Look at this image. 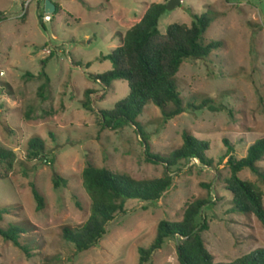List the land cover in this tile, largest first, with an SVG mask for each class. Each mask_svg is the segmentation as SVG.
<instances>
[{"label": "rangeland", "instance_id": "rangeland-1", "mask_svg": "<svg viewBox=\"0 0 264 264\" xmlns=\"http://www.w3.org/2000/svg\"><path fill=\"white\" fill-rule=\"evenodd\" d=\"M51 1L60 9L46 23L41 6L37 10L31 4L18 18L19 0H0L6 16L0 21V148L15 156L11 170L0 164V210L8 208L0 229L21 228L19 243L28 252L0 235V264H138V248L150 246L160 221L177 222L186 204L204 199L211 202L201 211L208 225L201 236L215 262L231 263L264 249V227L254 216L234 212L223 188L228 158H243L264 137V0H180V7L162 14L161 34L170 24L189 26L194 16L212 17L203 37L205 42L220 41L222 47L206 59L182 63L174 80L184 106L210 100L226 110L188 109L166 121L159 108L148 104L138 122L150 153L167 157L182 145L186 131L208 144L205 157L212 164L179 161L170 170L172 186L158 202H127L125 213L107 226L98 244L81 253L63 240L62 231L80 227L89 215L80 178L87 163L134 180L160 178L164 172L162 164L147 162L133 127L102 130L95 113L82 108L84 93L91 90L95 112L111 109L128 94L126 83L115 80L103 91L87 76L110 70L111 63L100 57L120 46L126 30L150 4L169 0ZM45 77L49 82L40 97L37 91ZM35 137L43 141L44 152L28 160L27 142ZM225 140L233 149L228 156ZM257 166L264 172V158ZM54 173L66 180L65 186L53 188ZM238 176L260 188L264 205V182L248 170ZM31 184L43 199L40 211ZM204 185H210L209 191ZM177 244L165 241L147 264H178Z\"/></svg>", "mask_w": 264, "mask_h": 264}, {"label": "trees", "instance_id": "trees-1", "mask_svg": "<svg viewBox=\"0 0 264 264\" xmlns=\"http://www.w3.org/2000/svg\"><path fill=\"white\" fill-rule=\"evenodd\" d=\"M54 6L55 13L59 7ZM165 11L164 4H150L140 20L126 30L120 46L108 55L100 57V60H108L111 63V69L99 75L87 76L98 83L103 91L110 89L111 83L115 80L124 81L128 87V94L107 110L94 111L90 101V96L93 94L91 90L85 91V99L82 103L84 110L95 113L97 124L102 130L118 131L126 126L133 127L145 148L147 162L154 165L162 164L163 175L150 180H134L126 175L87 163L80 178L82 188L90 201L89 215L80 227L74 230L64 228L62 231L63 240L71 244L76 253L87 251L97 245L105 236L107 226L116 216L125 213L127 202H158L172 186L170 170L179 161L196 159L204 166L210 167L212 164L205 157L208 144L194 138L186 131L182 133V145L167 157L150 153L147 135L138 122V118L148 104L159 108L166 121L188 109L207 108L213 112L226 110L222 106L214 107L210 100H204L197 106H184L174 80L182 63L188 60L206 59L212 52L222 47L220 41L205 42L204 40L203 36L213 22L212 17L208 14L194 16L189 26L170 24L165 34H161L158 31V21ZM5 18L6 16L0 12V21ZM47 60L48 58H45L40 61L41 67ZM86 67H89V63ZM26 76L31 77L29 74ZM48 82L45 77L44 83L39 86L37 92L40 97ZM169 106L171 109L166 110ZM25 117L28 119L29 113H26ZM224 144L225 154L228 156L233 149L226 140ZM43 152L44 143L40 138L35 137L27 142L28 160L39 157ZM263 158L264 137L256 139L247 148L243 158L236 160L230 156L226 163L229 175L223 181V188L231 196L234 212L252 215L264 227V205L260 188L254 183L241 180L238 176L241 171L248 170L264 182V172L257 166ZM14 159L15 156L11 151L0 148V164L6 165L8 171L11 170ZM52 184L53 188L57 189L65 186L66 180L54 173ZM30 188L36 202V210L40 211L44 206L43 199L34 184H31ZM204 188L209 191L210 185H204ZM210 202L208 199L194 200L186 204L179 221H160L150 246L138 248V264H147L151 255L160 250L167 240L178 241L176 245L178 264H264V249L254 250L231 263L214 261L201 236L202 232L208 230L207 222L201 217V211ZM3 214H8L7 207L0 210V222ZM20 233L22 229L14 225H8L5 230L0 229V235L4 240L28 254L26 247L19 243Z\"/></svg>", "mask_w": 264, "mask_h": 264}, {"label": "built area", "instance_id": "built-area-1", "mask_svg": "<svg viewBox=\"0 0 264 264\" xmlns=\"http://www.w3.org/2000/svg\"><path fill=\"white\" fill-rule=\"evenodd\" d=\"M44 1L46 0H19V3H20V10H19V14H18V18H22L25 16V14L27 13L28 11V8L31 4H41L42 8H43V3ZM41 21L42 22H46V23H49L51 21V16L50 14L46 13L44 11V15L43 17L41 18ZM4 76L3 72L0 71V78H2ZM0 112H2V108L0 106ZM195 160V159H194Z\"/></svg>", "mask_w": 264, "mask_h": 264}, {"label": "water", "instance_id": "water-1", "mask_svg": "<svg viewBox=\"0 0 264 264\" xmlns=\"http://www.w3.org/2000/svg\"><path fill=\"white\" fill-rule=\"evenodd\" d=\"M178 7H180V0H169L165 4L166 11H172ZM43 10L48 14H52L55 11V6L50 0H46L43 3Z\"/></svg>", "mask_w": 264, "mask_h": 264}, {"label": "crops", "instance_id": "crops-1", "mask_svg": "<svg viewBox=\"0 0 264 264\" xmlns=\"http://www.w3.org/2000/svg\"><path fill=\"white\" fill-rule=\"evenodd\" d=\"M51 1V0H50ZM52 2V1H51ZM53 3V2H52ZM54 5H57L56 3H53ZM58 6V5H57ZM39 7H40V4H36V9L38 10L39 9ZM59 7V9H60V6H58Z\"/></svg>", "mask_w": 264, "mask_h": 264}]
</instances>
